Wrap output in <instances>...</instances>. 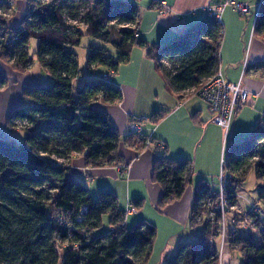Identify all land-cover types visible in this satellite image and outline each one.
Here are the masks:
<instances>
[{"label": "trees", "instance_id": "16d2710c", "mask_svg": "<svg viewBox=\"0 0 264 264\" xmlns=\"http://www.w3.org/2000/svg\"><path fill=\"white\" fill-rule=\"evenodd\" d=\"M28 3L26 19L21 27L14 28L17 41L11 47H0V60L16 72L27 73L34 65L29 45L37 41L38 62L53 83L26 89L23 95L29 104L17 108L8 118L10 130H18L16 122L28 124L21 130L26 134L24 143L0 138V264H148L157 227L140 221L128 229L118 196L104 190L94 200L88 187L70 170L72 159L79 155L92 169L124 162L119 153L123 142L120 133L108 114L95 108L98 103L122 102L123 93L103 78L87 80L76 90L74 81L81 72L74 49L86 37L110 45L115 56L106 49H93L88 67L113 73L130 62L135 48L148 49L153 59L156 48L137 38L138 6L125 0ZM0 9L7 10L5 0H0ZM7 22L0 16V28L9 30ZM256 32L264 34V1ZM223 36V26L206 18L162 48L156 64L170 92L198 88L218 73ZM165 116L157 112L152 120L158 124ZM149 140L158 145L144 134L130 135L124 144L141 151L150 146ZM156 150L163 151L155 159L153 181L163 191L158 207L165 209L181 200L192 186L194 163L171 159L167 147L157 146ZM53 157L67 163L57 166ZM225 162V170L233 176L226 188L229 206H237L238 192L254 171L257 203L264 211V125L244 141L231 144ZM218 195L200 181L190 224L202 227V233L197 240L180 245L169 264H220L222 216L216 212L214 219L209 218V208ZM141 202L133 204L139 207ZM104 216L109 217L110 230L95 236ZM254 225L260 244L253 236L239 235L232 228L228 232L227 244L240 264H264V220L256 218Z\"/></svg>", "mask_w": 264, "mask_h": 264}, {"label": "crops", "instance_id": "0c3cea01", "mask_svg": "<svg viewBox=\"0 0 264 264\" xmlns=\"http://www.w3.org/2000/svg\"><path fill=\"white\" fill-rule=\"evenodd\" d=\"M125 1L133 2L138 6L139 38L145 40L149 47H155V53H160L162 48L177 36L207 18L204 11L206 6L223 0ZM237 1L247 4L250 7V14L241 17L231 8L225 11L222 19L224 36L220 51V70L228 82L234 84L242 82L250 96L247 106L237 111L229 133L226 134L212 122L213 116L205 101L203 103L196 101L199 97L186 98L181 93L170 92L153 59L149 57L148 49L135 48L130 62L124 66L139 64V69L145 70L153 77V84L141 90L140 84L137 86L133 84L137 75L136 69L119 68L116 76L109 81L121 89L123 101L115 105L101 103L95 105L97 110L108 114L111 123L120 133L123 142L119 153L124 162L118 166L92 169L85 166L84 158L79 155L72 159L70 170L76 179L88 187L94 200L97 199L98 193L104 190L118 196L120 209L126 213L125 225L128 229L140 221H146L158 228L161 225L168 226L167 228L173 231V235L185 233L187 224L191 225L192 207L200 181H205L213 192L219 193L222 160L225 159L228 144L243 141L258 126L264 125V34L256 32L258 14L264 0ZM160 2L167 4L169 8L167 14L160 13ZM15 9L7 22L10 29L19 28L23 24L29 10L28 0L24 5L16 0ZM29 48L34 66L37 67L31 68L27 73L16 72L0 60V138L9 137L17 143L15 137L17 132L13 133L15 130H10L7 126L10 114L17 108L29 104L23 95L26 89L44 86V72L51 76L38 62L36 56L38 42L32 41ZM34 69L38 71L33 73ZM105 74L107 72L102 73V78ZM90 78H84L78 85L80 79H76L75 89L80 90ZM256 94L259 95L258 99L254 97ZM157 112H163L166 116L155 124L152 117ZM131 122H140L143 128L142 134L152 137L161 149L167 147V154L171 159H189L194 163L192 186L187 189L181 200L165 209L158 207L163 191L160 185L153 181L154 162L163 150H156L157 146L154 144L141 151L125 145L124 140L130 136ZM25 138L26 134L19 144L24 143ZM252 174L255 172L252 171L250 175ZM207 180L216 182L210 184ZM239 193L240 191L238 208H240ZM137 200L142 201L141 205L134 206L135 213H128L129 207ZM242 212L247 213L245 210ZM191 228L196 229L193 226ZM248 230L250 232H245L253 233L252 230ZM243 232L242 236L254 237ZM181 241H185L184 238ZM255 242L260 244V237L259 241L255 239ZM227 260L239 264L238 257L230 248Z\"/></svg>", "mask_w": 264, "mask_h": 264}, {"label": "built area", "instance_id": "2783aa9c", "mask_svg": "<svg viewBox=\"0 0 264 264\" xmlns=\"http://www.w3.org/2000/svg\"><path fill=\"white\" fill-rule=\"evenodd\" d=\"M5 5L7 10L0 9V16L5 19H10L13 15L16 7V0H5ZM231 8L233 11L238 13L241 17H246L250 14V7L247 4L240 3L237 0H223L220 3L210 4L204 8V11L207 15V18L214 20L219 25H222V19L225 11ZM159 10L161 14H167L169 8L165 2H160ZM77 25V24H76ZM137 38L139 34L137 33ZM17 41L14 29H5L0 28V47H11ZM165 65H169L167 60H163ZM111 73H107L103 76V79L109 81L111 78ZM184 97H199L203 99L208 105L209 110L213 116L212 122L225 131L229 133L235 115L238 110L244 108L248 104L249 93L244 89L242 82L237 84L230 83L226 80L221 70L218 71L216 75L212 78L206 80L198 88L187 90L182 92ZM255 99L259 98V95H254ZM17 128H24L27 126V123L16 122ZM143 128L140 122H131L129 125V135H139L142 134ZM147 145H151V140L147 142ZM55 161L57 166H63L67 162L63 159H58L56 157L52 158ZM226 162L225 159L222 160V171L220 176V191L217 199V208L215 212L221 214L224 221L221 223V232L220 239L222 241V247L220 249V261L221 264H231L229 263L226 257L224 256L225 247L228 246L227 236L229 232V227L226 224L224 216L230 208L227 197H226V188L229 186L233 180V176L225 170ZM136 208L134 205H131L128 209V213H135ZM247 219L250 221L247 222V229H255V219L262 218L264 220V211L259 206L252 205L251 210L246 214ZM236 222L233 221L232 225L235 226ZM226 258V259H224ZM225 261V263H224Z\"/></svg>", "mask_w": 264, "mask_h": 264}, {"label": "rangeland", "instance_id": "374dc122", "mask_svg": "<svg viewBox=\"0 0 264 264\" xmlns=\"http://www.w3.org/2000/svg\"><path fill=\"white\" fill-rule=\"evenodd\" d=\"M19 2H21L22 5H24L27 3V0H19ZM33 45L35 46V43H33ZM93 49H106V50L112 51L114 56L116 54L115 51L110 47V45H106L103 42L94 40V39L89 38V37L84 38L82 40L81 44L74 49L75 53L78 56L79 67H80V72H81V75L78 78L80 80L77 82V85L80 84V82L84 78L91 77L88 80H99L102 78V73H104V72L111 73V71H109L105 68H98L96 71L89 69L88 58H89V55ZM160 54H161V52L157 53L156 56L153 57V61H154L153 63L156 66V68H157L156 61L158 60V57L160 56ZM36 67L33 65L32 68L36 69ZM122 67H128V69H130L129 67H132L133 69H136L137 75H136L135 80L133 81V84L135 86H137V84H140L141 90L149 88L153 84V81H154L153 77L150 76L145 70L143 71V70L139 69V67H140L139 64L133 63V64H130L128 66L123 65L120 68H122ZM35 69L33 70V73L35 71H38ZM115 76H116V73H113L111 75V78L113 79ZM52 80L53 79L51 78V76H49L48 74H46L44 72V78H43L44 86L51 84ZM161 99H162V95L160 94V100ZM196 101H201V102L205 103L204 100L201 98L200 99L197 98ZM146 126H147V124H146ZM27 127H28V124L24 128H22V129L18 128V130H15L13 132V133L17 132V134H15V137L17 138L18 143H20V141L23 140V138L25 136V132H22L21 130H25ZM240 142H242V141H240ZM229 146H230V143L228 144V147ZM228 147H227V149H228ZM227 149H226V151H227ZM224 157L226 159V153H225ZM207 182L212 184L213 182L215 183L216 181L215 180H213V181L207 180ZM257 186H258V182L256 180L255 174L250 175L248 180L243 184L242 188L240 189V193H239L240 208H238V206L234 207V209L230 208L229 211L226 212V216H224L226 224L229 227V230H230V228H232V229L238 231L239 235H242V231H244L243 232L244 234H250V233L245 232V231L250 232L247 228H245V226H247V222L250 221L249 219H247L246 214L249 213L252 205H254L256 207L257 206L261 207L257 203L258 194H259ZM216 208H217V201L214 202L209 208L211 210V212L209 213V218L211 220L214 219V215L216 213L215 212ZM243 210L247 211V213L242 212ZM223 221H224V219L222 217L221 223ZM233 221L236 222L235 226L232 225ZM198 223H201V221L198 220ZM221 223H220V227H221ZM133 226L134 225L130 226L129 228H132ZM167 227L168 226H164V225H161L160 228L157 227L158 233H157V237H156V240L154 243L155 246H154V249L152 251V255H151V258H150V261L148 264H169V261L176 254L180 245H182L184 243L192 242L194 240H197L198 237L202 233V227L199 226L196 229H192L191 225L187 224V226H186L187 230L185 233L182 232V234H180V235H173V233H172L173 231L169 230V228H167ZM109 230H110L109 217L104 216L102 227L100 229H97L94 232V235L99 237V236H102V235L106 234L107 232H109ZM252 231H253V233H251L250 235H254V238L258 239V241H259V232L257 231L256 227ZM220 232H221V230H220ZM182 238H184L185 241L182 242L181 241ZM220 241H221V239H220ZM178 242H181V243H178ZM226 244H227V242H226ZM221 247H222V241L220 242V249H221ZM228 249H229V246H226L225 250H224V253H225L224 256L226 255V257L228 255ZM224 259H226V258H224ZM224 263H225V261H224ZM238 263L240 264V261H238ZM220 264H221V261H220ZM231 264H236V262L235 263L232 262Z\"/></svg>", "mask_w": 264, "mask_h": 264}]
</instances>
